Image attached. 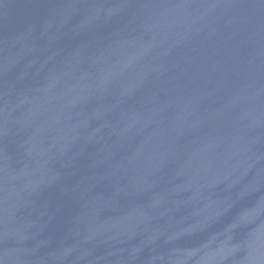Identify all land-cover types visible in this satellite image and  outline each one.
Wrapping results in <instances>:
<instances>
[{"label":"water","instance_id":"water-1","mask_svg":"<svg viewBox=\"0 0 264 264\" xmlns=\"http://www.w3.org/2000/svg\"><path fill=\"white\" fill-rule=\"evenodd\" d=\"M0 264H264V0H0Z\"/></svg>","mask_w":264,"mask_h":264}]
</instances>
